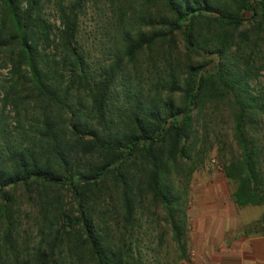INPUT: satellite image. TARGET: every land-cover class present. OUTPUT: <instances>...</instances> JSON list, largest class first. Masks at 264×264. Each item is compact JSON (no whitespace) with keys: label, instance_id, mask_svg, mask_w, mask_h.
<instances>
[{"label":"trees","instance_id":"obj_1","mask_svg":"<svg viewBox=\"0 0 264 264\" xmlns=\"http://www.w3.org/2000/svg\"><path fill=\"white\" fill-rule=\"evenodd\" d=\"M110 5L113 43L98 64L79 39L83 0L57 1L58 26L45 0H0V264H135L141 216L158 210L184 260L174 180L202 165L199 127L220 107L239 151L219 158L231 200L264 205V0ZM142 60L163 70L149 86L136 77ZM9 106L29 121L15 137L4 127ZM18 188L36 209L35 241L21 246Z\"/></svg>","mask_w":264,"mask_h":264},{"label":"rangeland","instance_id":"obj_2","mask_svg":"<svg viewBox=\"0 0 264 264\" xmlns=\"http://www.w3.org/2000/svg\"><path fill=\"white\" fill-rule=\"evenodd\" d=\"M57 1L45 0L44 12L49 21L56 26H58L55 11ZM62 1L69 4L73 0ZM83 3L79 17V39L91 61L99 64L107 58L113 43L111 28L113 7L110 5L111 0H83ZM243 16L247 17V14ZM156 65L158 66V63ZM135 69L136 77L139 76L147 86L158 81L159 71H163L153 64L148 65L144 60L140 61ZM134 72L133 70L132 73ZM7 80L8 69H0V91L2 86L7 85L5 83ZM261 82L264 84L263 79ZM230 113L228 108L220 107L216 110L211 123L208 121L203 126L201 122L198 146L202 154H205L203 163L192 174L180 175L174 180L186 210V258L184 260L180 258L181 254L165 221V214L158 210L155 216H151L144 211L141 216V229L135 231L133 238L135 264H210V247L213 252L222 253L230 242L239 241L246 236L245 229L264 226V205L238 207L232 202L231 194L235 185L225 178L222 163L219 161V158L228 160L239 154L233 139ZM31 117L32 115L27 119ZM20 120L17 121L11 106L7 107L4 113V127L11 131L14 137L18 136L20 131L18 123L23 121ZM24 120L23 123L28 126L29 121ZM260 145L264 151L263 140L260 141ZM108 209L111 210V207ZM35 217L36 209L32 201L27 199L22 188H18L14 197L13 221L15 238L20 246L22 243L35 241ZM108 223L112 227L113 221L108 220ZM210 236L216 239L214 245H210ZM220 238L225 239V242L220 244L217 241ZM262 255L264 257V246Z\"/></svg>","mask_w":264,"mask_h":264},{"label":"crops","instance_id":"obj_3","mask_svg":"<svg viewBox=\"0 0 264 264\" xmlns=\"http://www.w3.org/2000/svg\"><path fill=\"white\" fill-rule=\"evenodd\" d=\"M215 240L210 236V245H214ZM217 241L222 244L225 239ZM230 243L222 253H215L210 247V264H264V236H243L239 241Z\"/></svg>","mask_w":264,"mask_h":264},{"label":"water","instance_id":"obj_4","mask_svg":"<svg viewBox=\"0 0 264 264\" xmlns=\"http://www.w3.org/2000/svg\"><path fill=\"white\" fill-rule=\"evenodd\" d=\"M263 223H264V219H263Z\"/></svg>","mask_w":264,"mask_h":264}]
</instances>
